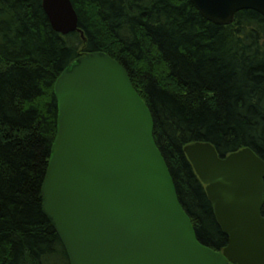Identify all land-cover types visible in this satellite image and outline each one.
I'll return each mask as SVG.
<instances>
[{"label":"trees","instance_id":"1","mask_svg":"<svg viewBox=\"0 0 264 264\" xmlns=\"http://www.w3.org/2000/svg\"><path fill=\"white\" fill-rule=\"evenodd\" d=\"M71 1L79 30L63 35L41 0H0V264H69L41 184L57 129L53 83L94 51L127 70L197 239L221 250L227 237L183 147H249L264 160V16L242 9L219 25L190 0Z\"/></svg>","mask_w":264,"mask_h":264},{"label":"water","instance_id":"2","mask_svg":"<svg viewBox=\"0 0 264 264\" xmlns=\"http://www.w3.org/2000/svg\"><path fill=\"white\" fill-rule=\"evenodd\" d=\"M214 24L264 0H190ZM51 27L78 29L71 0H41ZM57 129L41 184L42 209L69 264H264V160L249 147L218 155L208 141L183 147L227 237L201 243L153 137L150 110L124 66L85 53L56 77Z\"/></svg>","mask_w":264,"mask_h":264}]
</instances>
